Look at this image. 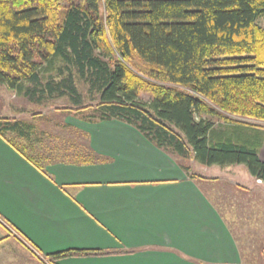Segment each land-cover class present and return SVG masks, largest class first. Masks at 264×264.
<instances>
[{
    "label": "trees",
    "instance_id": "trees-1",
    "mask_svg": "<svg viewBox=\"0 0 264 264\" xmlns=\"http://www.w3.org/2000/svg\"><path fill=\"white\" fill-rule=\"evenodd\" d=\"M262 15L264 0H0V84L36 105L66 98L71 106L56 110L84 113L90 107L77 77L96 101L83 121L117 120L171 157L242 164L263 180ZM217 127L237 130L236 140ZM42 134L33 121L0 118V137L39 169L47 157L30 152ZM75 143L72 163L97 160ZM123 253L130 252L67 250L45 258Z\"/></svg>",
    "mask_w": 264,
    "mask_h": 264
},
{
    "label": "crops",
    "instance_id": "crops-1",
    "mask_svg": "<svg viewBox=\"0 0 264 264\" xmlns=\"http://www.w3.org/2000/svg\"><path fill=\"white\" fill-rule=\"evenodd\" d=\"M69 127L84 134L96 161L44 160L39 169L0 137V220L41 258L80 250L130 253L53 264L264 262L249 234L264 209V179L253 177L260 186L254 191L231 183L207 192L196 178L216 184L217 175L197 176L190 166L186 173L132 126L110 120Z\"/></svg>",
    "mask_w": 264,
    "mask_h": 264
},
{
    "label": "rangeland",
    "instance_id": "rangeland-1",
    "mask_svg": "<svg viewBox=\"0 0 264 264\" xmlns=\"http://www.w3.org/2000/svg\"><path fill=\"white\" fill-rule=\"evenodd\" d=\"M256 24L264 30V15L256 20ZM75 84L78 91L83 96V105L90 107L84 113L56 110L57 107L71 106L66 98L47 101L43 105H36L28 101L22 94H17L8 89L5 85L0 84V118H15L33 121L36 123L38 130L43 132L41 135V142L36 145L37 149L35 153L30 152L36 159L41 155L47 157L51 162L55 160L63 162L76 161L75 155L79 151V146L78 144L76 145L75 142H81L83 144L84 140L78 137L75 138L77 136L75 132L77 131L69 126L77 124L78 121H83L82 118L86 117V115L93 114L96 101L88 96L86 85L77 77L75 79ZM34 113H40L41 115L31 117ZM215 133L221 137H228L236 140L235 134L238 133V131L232 128L217 127ZM246 134L249 139H253V135H255V133L251 131L246 132ZM15 141L18 144L22 142L19 139H15ZM259 150L260 147L258 148V152ZM179 160L185 166H190L192 172L197 174V176H218L219 182L216 184H205L199 177L196 178V183L207 192L213 187H219V185L222 188L225 187L228 189L231 183L251 188L253 191L255 189H260V186H255L254 178L249 174L245 165L205 166L199 164L195 160ZM260 212L261 213L257 214V228L255 230H250L251 232L249 233L251 235V242L259 250L264 249V229H259L260 226L264 227V209H261ZM253 256L257 259L262 258L258 253ZM0 264L53 263H49L46 258H41L37 255L29 246L23 243L11 229H8L2 220H0ZM243 264H264V262H253L243 259Z\"/></svg>",
    "mask_w": 264,
    "mask_h": 264
},
{
    "label": "built area",
    "instance_id": "built-area-1",
    "mask_svg": "<svg viewBox=\"0 0 264 264\" xmlns=\"http://www.w3.org/2000/svg\"><path fill=\"white\" fill-rule=\"evenodd\" d=\"M258 181H260V180H258Z\"/></svg>",
    "mask_w": 264,
    "mask_h": 264
}]
</instances>
